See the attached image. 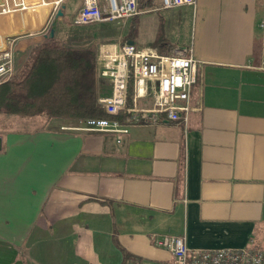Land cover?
Masks as SVG:
<instances>
[{
    "label": "crops",
    "instance_id": "0c3cea01",
    "mask_svg": "<svg viewBox=\"0 0 264 264\" xmlns=\"http://www.w3.org/2000/svg\"><path fill=\"white\" fill-rule=\"evenodd\" d=\"M80 6L44 0L0 15L16 75L19 55L56 38L57 19ZM140 6L126 20L159 2ZM170 9L167 25L188 24L196 62L187 122L118 136L71 119H8L21 122L0 128V264H172L154 235L183 236L189 250H264V0Z\"/></svg>",
    "mask_w": 264,
    "mask_h": 264
},
{
    "label": "built area",
    "instance_id": "2783aa9c",
    "mask_svg": "<svg viewBox=\"0 0 264 264\" xmlns=\"http://www.w3.org/2000/svg\"><path fill=\"white\" fill-rule=\"evenodd\" d=\"M144 0H82L72 17L75 25H92L124 21L142 12ZM156 11L183 5L194 6L196 0H158ZM44 0H0V15L34 10ZM264 32V20L261 22ZM0 47V84L15 74L13 39L6 38ZM264 68V60L261 65ZM196 62L192 46L172 48L160 53L153 47L121 41L98 44L96 72L99 80L109 82L110 90L98 96L99 106L115 117L89 118L79 129L126 134L130 125L161 120H188L190 93L195 83ZM118 116V117H116ZM154 244L167 249L172 264H264L260 248H215L189 250L183 236L154 235Z\"/></svg>",
    "mask_w": 264,
    "mask_h": 264
},
{
    "label": "trees",
    "instance_id": "16d2710c",
    "mask_svg": "<svg viewBox=\"0 0 264 264\" xmlns=\"http://www.w3.org/2000/svg\"><path fill=\"white\" fill-rule=\"evenodd\" d=\"M126 41L128 37L121 39ZM159 44L151 47L160 53L171 49L163 39ZM96 55L97 47L92 44L65 45L55 37L44 41L36 46L22 74L0 84V113L42 114L79 122L115 117L106 114L97 102L102 81L96 72Z\"/></svg>",
    "mask_w": 264,
    "mask_h": 264
},
{
    "label": "rangeland",
    "instance_id": "374dc122",
    "mask_svg": "<svg viewBox=\"0 0 264 264\" xmlns=\"http://www.w3.org/2000/svg\"><path fill=\"white\" fill-rule=\"evenodd\" d=\"M73 2L75 5L79 3V6L82 4V0H73ZM171 11V9H159L157 12L150 11L134 19L124 21L122 20L119 22L112 21L106 24L96 23L82 26L75 25L72 22V12L70 10H66L63 15L57 19L59 24L55 26V28L58 30L56 32V39L65 45L69 44L87 46L92 44L93 47L96 48L102 41H110L115 38L123 39L127 34H130L133 35L134 43L140 46H149L152 44L160 45L159 39L163 38H165L163 41L166 43V45L168 47L170 46L171 48L189 46L187 40L185 39L189 36L188 24L183 23L181 25H167L169 16L167 13ZM142 18H149L152 21H149V24L143 23L141 20ZM35 47L36 45L33 44L32 47L29 46V48L23 54L19 55L20 62L26 61V65L23 67L21 66L22 68H20L18 75L24 72ZM107 89L108 87L106 84L100 83V91L102 93H104ZM13 116L16 115L0 113V128L5 127L4 129H14L16 126H19L21 121L18 120L22 119H18V122L15 124L14 122H11V120L7 121ZM36 116L28 117L27 120L33 119L32 121H35L37 124H39L42 122L41 118H47L46 115L42 114L37 117ZM15 118L21 117L16 116Z\"/></svg>",
    "mask_w": 264,
    "mask_h": 264
},
{
    "label": "water",
    "instance_id": "95a60500",
    "mask_svg": "<svg viewBox=\"0 0 264 264\" xmlns=\"http://www.w3.org/2000/svg\"><path fill=\"white\" fill-rule=\"evenodd\" d=\"M61 13H62L61 10H59V11H58V14H61ZM52 35H53V30L51 29V30H50V34H49V36L51 37ZM127 43H129V44H130V43H133V40H128Z\"/></svg>",
    "mask_w": 264,
    "mask_h": 264
},
{
    "label": "bare ground",
    "instance_id": "6f19581e",
    "mask_svg": "<svg viewBox=\"0 0 264 264\" xmlns=\"http://www.w3.org/2000/svg\"><path fill=\"white\" fill-rule=\"evenodd\" d=\"M146 2H147V0H146ZM1 45H2V44H0V47H1Z\"/></svg>",
    "mask_w": 264,
    "mask_h": 264
}]
</instances>
